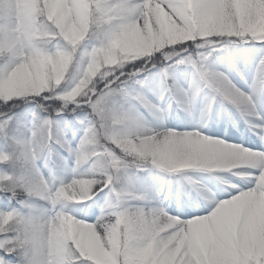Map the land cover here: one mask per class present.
<instances>
[{
  "label": "clouds",
  "instance_id": "9594fccd",
  "mask_svg": "<svg viewBox=\"0 0 264 264\" xmlns=\"http://www.w3.org/2000/svg\"><path fill=\"white\" fill-rule=\"evenodd\" d=\"M215 7L211 0H0V195L15 205L0 213L3 264H89L82 224L94 226L118 261L139 264L150 248L142 264H160L176 239L167 230L180 219L169 211L173 201L177 210L191 206L186 187L211 208L205 215L242 193L264 192V151L203 132L223 125L264 146L255 87L264 81V53L248 92L232 78L246 83L243 69L207 62L205 32L244 33L230 4L219 17ZM252 39L264 42V32ZM170 64L191 69L197 134L224 145L196 157L193 171H181L193 157L173 139L186 132L167 126L172 94L148 84L152 70L163 74ZM175 106L192 115V106ZM225 193L234 194L219 199ZM91 206L92 222L77 217Z\"/></svg>",
  "mask_w": 264,
  "mask_h": 264
},
{
  "label": "rangeland",
  "instance_id": "374dc122",
  "mask_svg": "<svg viewBox=\"0 0 264 264\" xmlns=\"http://www.w3.org/2000/svg\"><path fill=\"white\" fill-rule=\"evenodd\" d=\"M211 2L216 6L213 11L217 17L224 14L226 5H231L233 14L237 18V29L243 26L244 33L249 36V41H245L242 34L235 35L236 39L231 40L220 38L211 32H205L202 37H207L206 46L208 47L201 49L200 52L207 56V62L215 64L222 70L230 65L243 69L247 82L249 74L254 73L256 65L259 63L260 55L264 53V42L252 39L264 32V0H211ZM224 34H228V32H224ZM172 36L173 40L170 41V44L175 43V32H172ZM227 41L240 43L225 47L223 44ZM190 75V67L183 65L177 67L175 64H170L163 74L152 70L148 79L149 85L159 88L164 94L171 93L175 104L188 105L185 109L192 106L191 111H194L192 114L194 121L191 122L173 104L171 116L167 120L168 127L186 132L185 136L173 139L182 142L193 157V167H185L181 171L198 169L200 165L196 164V157L218 152L214 148L213 140L205 139L195 131L200 130L196 124L200 107H196L201 105L198 100L195 101L198 93L190 94L187 89ZM169 78L171 79L170 87L168 86ZM234 82L236 83V81ZM258 82L264 84V81L258 80ZM237 86L239 87V85ZM259 94L262 100L263 95L261 92ZM68 102L71 103V98H68ZM241 127H243L242 124ZM203 132L205 135L224 140L227 143H239L254 151H264V146L259 139L250 133L240 134L231 129L224 131L223 125L217 127L215 124L203 129ZM65 175L67 178L71 177L70 172ZM189 175L202 182L206 180V174L189 173ZM193 183L195 184V182ZM196 187L199 186L196 185ZM187 191L191 192L194 205L177 210L173 201L169 211L173 215H178L180 219L170 221L167 230L175 229L176 239L171 253L164 256L160 264H181V262L183 264H264V192L253 190L261 194L262 203H256L252 199L240 202L237 199L239 195L221 202L214 211L205 215L211 208L196 203L195 192L186 187V195ZM230 194L234 193L222 194L219 199H226ZM104 196L105 193H100L96 200L102 203ZM181 199L183 201V197ZM10 207L11 204L8 201L0 200V213L10 210ZM97 214V207L91 206L87 213L82 210L78 211L77 217L92 222ZM192 216L196 217L189 219ZM65 221H69L73 227L71 219ZM81 227L84 229L83 237L86 248L92 252L99 264H124L123 256L118 261L112 250L103 246L95 234L93 225L82 224ZM121 251H123L122 247ZM149 256H151L150 248L143 252L139 264H142L143 260H147ZM0 264H3L2 260H0Z\"/></svg>",
  "mask_w": 264,
  "mask_h": 264
},
{
  "label": "bare ground",
  "instance_id": "6f19581e",
  "mask_svg": "<svg viewBox=\"0 0 264 264\" xmlns=\"http://www.w3.org/2000/svg\"><path fill=\"white\" fill-rule=\"evenodd\" d=\"M232 78L234 81H236V84L239 85V87L241 89H243V91H249V88L250 86H252V82H253V73L252 74H249V80L247 79V82L246 83H243L241 81H239L238 78L235 77V75L233 74L232 75ZM255 87L257 88V90L259 92L262 93L263 95V98H262V102H264V84H260L258 81L256 82V85ZM181 106H183L184 108L188 105H185V104H181ZM194 107V106H193ZM200 106H197L196 108H199ZM195 108V109H196ZM192 114H193V110L191 111ZM185 118H188L189 121H194V117L191 115V116H186L185 115ZM218 134V133H217ZM214 144V148L215 150L217 151H221L223 148H224V145L221 144L218 140H213L212 142ZM254 146V145H253ZM260 146V145H259ZM261 182L264 183V179H261ZM173 191L175 192V188H173ZM188 192V191H187ZM191 192H188L187 194V197H188V202L191 203V205H194V200L192 198V194H190ZM240 202H243V201H246L248 199H252L254 202L256 203H262V199H261V194H259L257 191H251V192H247V193H243L241 194L238 198H237Z\"/></svg>",
  "mask_w": 264,
  "mask_h": 264
},
{
  "label": "trees",
  "instance_id": "16d2710c",
  "mask_svg": "<svg viewBox=\"0 0 264 264\" xmlns=\"http://www.w3.org/2000/svg\"><path fill=\"white\" fill-rule=\"evenodd\" d=\"M243 36H244V40L245 41H249V36L247 35V34H245V33H241ZM219 36H222V38H228V39H231V40H235L236 38L234 37V36H232V35H230V34H222V35H219ZM211 37V36H210ZM205 41L207 40V37H202ZM169 60H170V58H168ZM168 82H169V84H171V79L169 78L168 79ZM170 86V85H169ZM22 109H16V110H14V111H21ZM70 118H71V116H70ZM78 136H79V134L77 135V138H76V140H74L73 141V144H75V142L76 141H78L79 140V138H78ZM62 155H66V154H64V153H62ZM69 167H70V162H69ZM46 176L48 175V173L47 172H45L44 173ZM59 175H61V176H65V173H59ZM0 200H2V201H7L2 195H0ZM74 202V201H73ZM15 205L14 204H11V207L10 208H12V207H14ZM72 222V221H71ZM65 226L67 227V228H69V229H71L72 227H71V223H69V221L67 222V221H65ZM87 260L89 261V264H99L98 262H97V259L93 256V254H92V252H90V251H88V255H87Z\"/></svg>",
  "mask_w": 264,
  "mask_h": 264
},
{
  "label": "snow or ice",
  "instance_id": "6c2138e0",
  "mask_svg": "<svg viewBox=\"0 0 264 264\" xmlns=\"http://www.w3.org/2000/svg\"><path fill=\"white\" fill-rule=\"evenodd\" d=\"M189 219H191V218H189ZM183 220V219H182Z\"/></svg>",
  "mask_w": 264,
  "mask_h": 264
}]
</instances>
